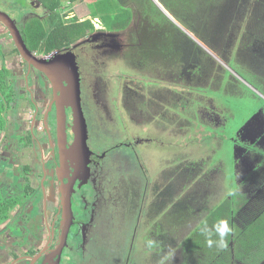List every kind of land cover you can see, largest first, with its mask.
Segmentation results:
<instances>
[{
  "label": "rangeland",
  "instance_id": "obj_1",
  "mask_svg": "<svg viewBox=\"0 0 264 264\" xmlns=\"http://www.w3.org/2000/svg\"><path fill=\"white\" fill-rule=\"evenodd\" d=\"M94 1L79 0L72 7L73 12L67 13L64 10L62 13L63 15L66 14V20H70L75 15L79 17L80 21L89 19L91 15L87 4H93ZM256 1L241 0L237 3L235 0L231 2L233 8L230 10L232 11L228 15H223V17L222 15L219 16V24L213 29L211 28L213 34L215 33L213 37L215 42L212 41L213 43L208 44L203 41L219 58L222 57L221 59L223 60V56L227 57V59L225 58L226 60H223L227 66L205 49L212 56L210 61L213 69L210 67L208 71L205 70V72L207 71L204 75L206 77L201 79L202 82L200 84H205L203 86L205 88L195 87L193 88L194 90H191L198 94L202 93L209 98L208 100L202 95H196L203 98L199 104H197L196 100L192 101L187 89V86L193 83L191 79L187 81L185 78L183 80L181 78L177 79V82H173L175 80H171V77L156 76L153 73L132 69L120 56L123 49L128 45L127 34L125 32L114 33L102 29L99 18H93L97 28L94 33L77 39L70 47L61 48L63 51L71 49L78 55L81 75L83 74L81 86L82 105L87 122V130L91 133L94 140V147H101L99 151H102V147L106 148L108 145L120 143L124 140L148 139L146 143L135 144L137 145V152L142 154L138 160L134 159L133 152L129 154L124 149L120 150L128 158L124 161L120 160L119 166L116 167L120 177L117 183V190L120 191L118 192V198L116 199L114 196L112 202L114 207L112 210L113 216L125 214L123 217H133L130 213L133 210L132 206L138 205L132 196L135 194V189L133 182L129 180L130 174H132L131 169H134L137 174L135 180L138 186L136 185L135 187L139 188L138 192L143 191L145 184L148 188L147 191L150 190L149 203L154 193L159 191L162 177L167 176L168 167H170L169 170L172 172L170 174L173 181L177 175L178 168L179 174L185 178L194 177L196 182L193 190L199 185L202 187L207 186L205 187L206 189L203 188L201 190L213 193L207 196L209 199L204 200L198 199L194 195L192 196V191H189L184 200L183 206L185 208L200 207L207 201H219V199L229 197L237 191L235 180L237 178V183L240 185L239 182H241L242 178L239 176L238 182L235 171L237 168L235 140L239 138L241 130L246 128L253 119H259L264 116V40L252 42L251 39V43L244 41L245 31L248 28V21L252 12L251 6H255L257 4ZM13 7L14 9H12ZM22 7H25V9ZM218 7V9H215L216 12H219V10L223 11L227 4L222 5L221 8L220 6ZM0 10L16 19L18 18L17 20L21 24L33 17L45 18L49 15L45 5L38 0H0ZM58 14L63 16L61 13ZM195 36L199 38L196 34ZM104 43L109 45L102 46ZM0 44L3 45L6 53L14 49L12 40L2 25H0ZM196 51L197 49H193L192 52L195 53ZM21 61L22 58L20 57L13 59V57L9 56L7 58L8 66L16 68L20 72L22 86L27 91V80L24 78L26 66ZM214 64L219 67H214ZM187 65V59L185 58L181 73H186L185 67ZM216 68H218L216 70L218 71L217 73L215 71ZM225 71L231 73V75H226ZM210 73L215 74L216 77L223 76L224 85L222 86L227 85L226 89L229 88L230 85L227 83L231 80L236 81L237 79L236 86L230 87V92L225 87L217 88L221 86L217 84L218 82L214 85L212 84L214 81L207 76ZM245 73L256 76V81L251 80ZM36 74L37 72H34L33 80H29L31 83L30 89L35 94V99L43 106L42 92L36 81ZM189 75H187L188 79L190 78ZM197 77L192 78L195 80L194 83H198L196 80L199 77ZM174 84H177V86ZM168 89H177L175 93L179 91L184 94L178 96L167 94ZM131 92L132 96L129 99L128 95ZM237 92V95H233ZM47 93L50 95L49 91ZM18 100L21 101L19 98L15 101ZM27 104L29 106L26 104L21 106V120L23 119V122H20L23 130L31 126L30 116L32 117L35 112V109L29 103ZM145 104H148L149 110L145 113V116L140 117L139 112L144 109L138 110V108ZM197 108L201 110L200 116L195 115ZM45 109L46 106L42 108L43 111ZM204 111L205 114L203 113ZM208 117L213 120V123L205 121ZM37 133L41 136L39 131ZM4 134V132L0 133L1 152L7 141L10 140V133H7V139H3ZM107 140L114 142H107ZM138 144L141 145L138 146ZM25 152L27 153L24 154V162H29L30 160L33 162V152L31 150H26ZM197 163L203 167L200 168L199 173L195 171ZM189 184L185 182L183 186L187 187ZM108 186L105 193L110 196L113 189ZM129 187L134 189L133 194H131L133 189H129ZM170 187H174L175 196V183L168 185L162 191L166 192L170 190ZM247 188L241 189L245 192ZM16 196L20 202L24 201L23 196ZM169 196L168 194L166 198ZM202 196H206V193ZM156 203L158 202L156 201ZM183 220L186 222V219ZM12 226L13 230H20L18 221H14ZM136 226L138 227L137 221L134 228ZM127 227L128 225L124 224L121 219L119 230L107 236L108 238L113 237L115 240H113V243H108L110 248H107V246L103 247V243L109 241L103 240V242H100L96 240L98 243L94 254L101 253L100 251L102 253L101 255L89 257L87 263L138 264L135 259L131 261L132 257H129L130 244L134 241V228L130 234V243L123 241L127 238L129 239V229ZM33 231H24L22 234L30 233L36 237V229ZM140 233L138 232V234ZM181 236H183L182 233ZM104 237L102 236V238ZM169 238L167 236L165 240L169 241ZM147 242H149V239ZM166 245L172 246V242H167ZM166 245H164V242H161V245L153 244L154 249L157 246L161 248L160 253L157 254L160 261L167 258ZM176 248L172 246L171 252ZM172 254L176 256L174 260L180 261L179 251H175ZM139 264H143L142 259ZM164 264H168V262Z\"/></svg>",
  "mask_w": 264,
  "mask_h": 264
},
{
  "label": "flooded vegetation",
  "instance_id": "obj_2",
  "mask_svg": "<svg viewBox=\"0 0 264 264\" xmlns=\"http://www.w3.org/2000/svg\"><path fill=\"white\" fill-rule=\"evenodd\" d=\"M12 18L21 31L24 24H21L17 20L18 18ZM0 25L9 34L14 49L17 48L7 27L1 21ZM107 45L109 44L104 43L102 46ZM68 50L71 49H66L65 51L58 49L56 52L61 54ZM56 52L42 55L34 54L40 58L55 60ZM73 52L75 53V51ZM75 55L81 74L78 55L76 53ZM11 57L13 59L22 58L21 62L26 66V69H24L26 73L24 78L27 80L26 90L33 102L31 104L26 102L25 104L28 105L27 103H29L35 109V112L32 117L30 116L31 126L23 130L21 126V122H23V119L21 120V106L18 109L15 121L10 128V133H15L16 136H12L11 134L10 140L5 144L3 151L1 152L0 150V191L2 188H6L8 183L17 181L12 176L18 170L17 164L21 163V165L32 166L29 177L31 178V185L35 188V193L29 196V198H25L21 202L22 204L17 199L18 202L13 207L9 216L0 224V264H88L89 257L101 255L102 253L100 251L101 253L94 254L96 252V244L98 243L96 240L100 242H103V240L109 241L104 242L103 247L107 246V248H110L108 243H113L115 240L113 237L108 238L107 236L119 230L121 219L124 224L128 225L129 239L123 240L127 242L131 238L130 234L136 221L138 223V227L136 226L133 230L134 241L130 244L129 257H132L131 261L136 258L139 249L140 255H149L150 249L147 240L150 238V226L145 229L144 225L149 222L147 217L150 216V212L148 213L150 208V190L147 191L148 188L145 184L143 191L138 192L139 188L135 187L137 185L135 180L137 174L134 172V169L130 170L132 174L129 177L135 189V194L132 196L135 203H138V205L132 206L133 210L130 213L133 217H123L125 214L113 216L112 211L114 208L112 203L114 196L117 199L118 192L120 191L117 190V183L120 177L118 176L116 167L119 166L120 160L124 161L128 158L120 150L124 149L129 154L133 152L134 159L138 160L142 154L137 152V145L135 144L146 143L148 139L124 140L120 143L108 145L106 148L102 147V151H99L101 147H94V140L91 133L87 130V142L82 145V148H79L75 143L76 136L73 126L72 108L66 105V144L70 152L67 155V166L63 167L62 157L64 152H61L58 139V116L56 102L54 101L55 91L53 83L45 73L35 67H30L20 53L11 55ZM34 72H37L36 81L42 92L43 106L35 99V94L30 89L31 83L29 80H33ZM18 74H20L19 71ZM82 81L83 77L81 84ZM230 82L227 84L229 85ZM61 85L63 87L67 86L65 80L61 79ZM261 86L263 85L261 84ZM48 91L50 95H48ZM131 96L132 92L129 93L128 98L131 99ZM46 100L48 101L46 102ZM45 106L46 109L43 111L42 108ZM143 106H146V108ZM143 106L138 108V110L144 109L139 112L140 117L145 116V113L149 110L148 104ZM38 131L41 136L38 135ZM1 132L5 133L3 139H7V132ZM29 134L32 145L23 147L18 152V140L20 137ZM257 134H260V137L255 141ZM107 142L113 143L114 141L107 140ZM263 144L264 116L250 122L246 128L241 130L239 138L235 140L234 145L237 150L236 173L238 174V182L239 176H241L242 180L249 181L247 184L242 183L245 187L258 185L257 179L262 178L264 167L259 164L262 158H264V153H262L264 151L262 148ZM140 145L138 144V146ZM26 150L33 152V162L31 160L24 162L23 158L25 157L24 154L27 153L25 152ZM15 153L19 154L15 156ZM108 183L111 189H113L110 196L105 193ZM63 186L66 189L65 191L67 189L69 191L64 192ZM15 187V185L10 186L11 190H14ZM134 189L131 191V194H133ZM68 192L72 207L71 227L68 235L63 238L65 222L64 197ZM11 193L13 196L18 195L21 197L17 189ZM14 221H18L20 230H13V226L11 227V225ZM34 229H36V237L30 233L22 234L24 231L34 232ZM138 232L141 233L138 234ZM138 235L139 237H137ZM102 236L105 237L102 238ZM140 242L142 243L141 245H139Z\"/></svg>",
  "mask_w": 264,
  "mask_h": 264
},
{
  "label": "trees",
  "instance_id": "obj_3",
  "mask_svg": "<svg viewBox=\"0 0 264 264\" xmlns=\"http://www.w3.org/2000/svg\"><path fill=\"white\" fill-rule=\"evenodd\" d=\"M38 1L45 5L49 15L45 18L33 17L26 21L21 29L23 39L33 53L39 55L50 54L65 46L70 47L77 39L94 33L97 28L93 22V18H99L102 29L109 32H125L127 34L128 45L123 49L120 56L123 57L132 69L153 73L156 76L171 77V80H175L173 82H177V79L181 78L182 80L185 78L187 81L191 79L193 83L187 86V89L192 101L196 100L197 104H199L203 98L196 95L206 97L202 93L198 94L191 90H194L193 88L195 87L205 88L203 87L205 84L202 85L200 82H202L201 79L206 77L204 75L208 69L210 67L213 69L210 61L212 56L182 30L154 0H95L93 4H87L91 18L83 21H80L76 15L70 20H66V14L63 15L62 13L64 10L67 13L73 12L72 7L79 0ZM158 1L185 27L195 33L201 41L211 44L214 41L213 37L215 34L211 31V28L213 29L219 24V16L222 15L223 17V15H228L232 11L230 10L233 8L231 2L235 0ZM239 1L241 0H236L237 3ZM256 2L255 6H251L252 12L248 21V28L245 31V42L251 43V39L252 42L264 40V0H257ZM259 2L261 3L259 4ZM226 4L227 7L223 11H215V9L219 8L218 6L221 8L222 5ZM22 8L25 9V7ZM58 13H61L63 16H60ZM193 49H197V51L194 53L192 52ZM15 54H19L17 48L6 53L3 45L0 44V131L7 133H10V128L15 121L19 107L23 106L26 102L30 104L33 102L32 98H29L30 94L22 86L21 76L18 74V71L8 66L7 58ZM223 57L227 59L226 56ZM185 58L188 65L185 67L186 73L183 74L181 70ZM207 62L208 64H206ZM215 66L216 64H214ZM205 70L207 71L205 72ZM224 73L231 75L227 71ZM187 75L190 76L189 79ZM245 75L253 81L256 80V76L254 75ZM195 76L199 77L196 80L198 83H194L193 77ZM207 76L210 79L212 78V81H214L213 85L218 82L217 84L221 87L217 88L225 87L226 89L227 85L222 86L224 85L223 76L216 77L215 74L211 73L210 75L207 74ZM231 82L229 83V88L226 89L229 92L231 91L230 87L236 86L237 79L236 81L231 80ZM174 85L177 86V84ZM176 90L169 89L167 94L176 96L177 94H184L179 91L175 93ZM237 94L238 92L233 95ZM18 98L21 101H15ZM206 98L209 100L208 97ZM143 107L146 108V106ZM200 111L197 108L195 115L200 116ZM203 113L205 114V111ZM205 121L213 123V120L209 117ZM12 136H16V134L13 133ZM29 137H31L30 134L20 137L17 147L18 152L19 149L32 145V140ZM18 154L15 153V156ZM17 166L18 170L12 176L17 181L8 183V188H2L0 191V224L5 221L18 202V197L16 195L13 196L12 191H16L17 189L20 196H23L24 199L29 198V196L35 193V188L31 185V178L29 177L32 166L21 165V163L17 164ZM196 167L195 171L198 173L201 170L200 168H203L199 163H197ZM235 171L237 172V170ZM236 176L238 177L237 173ZM248 182V180H245L243 184H247ZM235 184L237 185L235 194L221 198L219 201H207L203 206L199 207V210L194 209L193 213L190 207L185 208L183 206L185 199L178 203L179 207H182L184 211L186 224L193 220L191 221L193 227L186 231L182 240L184 251L182 264H235V261H244L246 258L255 262L257 256L252 254L254 249L257 246H261L259 248L264 249V244L261 245L260 242H256L255 240L256 226L253 225L255 224L254 221H252L253 224L248 229H245L247 231H244L238 224V220L244 214L245 207L251 202V198L254 195L251 196L248 192H242L240 185L237 183V178ZM14 185L16 187L14 190H11L10 186ZM252 187L255 188V186ZM169 189L161 195L162 200L159 206L163 207L173 199L175 193L172 188ZM168 194L170 196L166 198ZM207 199L205 198L204 200ZM3 200L4 202H2ZM220 220H226L232 229L227 236V247L222 250L215 246L209 247L206 237L201 232L204 224L211 227ZM152 232H154V236H157L156 241L154 239L151 240V242H154L151 243L152 245L158 244L161 241L164 242L165 237H169V232L164 226L158 225L156 229H152ZM213 238L216 239L217 237L213 236ZM168 264L176 263L169 262Z\"/></svg>",
  "mask_w": 264,
  "mask_h": 264
},
{
  "label": "crops",
  "instance_id": "obj_4",
  "mask_svg": "<svg viewBox=\"0 0 264 264\" xmlns=\"http://www.w3.org/2000/svg\"><path fill=\"white\" fill-rule=\"evenodd\" d=\"M169 90V89H168ZM264 111V110H263ZM254 120V119H253ZM252 120V122H253ZM149 126V125H148ZM261 131V130H260ZM259 131V132H260ZM260 137V134H257L255 136V141H257ZM264 149V144L263 147ZM264 156V155H263ZM264 158H262L261 162L259 165H261L262 167H264ZM176 164L178 166V162L176 161ZM175 164V165H176ZM181 164V163H179ZM174 165V166H175ZM182 166V164H181ZM170 167H168V173L167 176H163L162 180H161V186L159 191H156L154 193V195L150 198V208H149V212H150V216H148L147 218L149 219V222L146 223V225H144V228L146 229V227L150 226L149 232H150V238L149 241H151L152 239H154V241L157 240V236L153 237V232L152 229H156V226L160 225V226H164L165 229L169 232V241H164V245H166L167 242H172V246L177 247L173 252L175 253V251H179V257H181L180 261L174 260L176 256H174L175 254H172L173 252H171V247L172 246H168L167 247V258L163 261L159 260V254L161 251L160 247H155V249L153 248L152 244H149V249H150V254H144V255H140L139 251L137 253V256L135 258V262L136 263H140L141 259L143 261V264H164V263H176V264H182L183 260H184V251H183V245H182V240L184 238V232L188 231L189 229H191L193 227L192 222L193 220H191L189 223L186 224V222H184V211L182 209V207H179L178 203L185 199V197L187 196L189 191H192V196L194 195V197H197L198 199H207L208 195H212V192H206L204 190H201L207 186L201 187L200 185L197 186L194 190V183L196 181H194V177L189 178H185L184 176L179 174L178 168H177V175L174 178V181L172 180L171 177V170H169ZM223 181V180H222ZM185 182L190 183L187 187H184L183 185L185 184ZM225 182V179H224ZM257 184L255 185V188L253 187H248L246 189L245 192H248L249 195H254L251 199V202H249V204L245 207V211L244 214L241 215L240 220H238V224L241 226L242 229H244V231H247L245 229H248L249 226H251L253 223L252 221L255 222L256 226V234H255V240L256 242H260L261 245L264 244V170H263V175L262 178H258L257 179ZM175 183L176 184V195L173 197V199L171 200V202L167 203L166 205H164L163 207H161V205L159 206V204L161 203L162 200V194L165 191L164 190L168 185ZM240 189L241 188H245V186L242 184L244 183V180H242V182H240ZM174 190V187H170ZM206 189V188H205ZM242 192L243 189H242ZM204 193H206V196H202ZM156 201L158 203H156ZM157 205V207H156ZM191 212L193 213L194 209L199 210V206H197L196 208H190ZM187 210V209H186ZM158 216V217H157ZM148 232V231H147ZM181 233L183 234V236H181ZM158 238H160L158 236ZM162 242V241H161ZM161 242H158V244L161 245ZM142 243L140 242L139 245H141ZM261 247V246H259ZM258 246L254 249V252H252V254H254L255 256H257V259H255V262L252 260H248V258H246L244 261L238 260L235 261V264H264V249L259 248ZM164 251V250H163ZM170 253V254H168ZM165 254V255H166ZM155 255V256H154ZM257 261V262H256Z\"/></svg>",
  "mask_w": 264,
  "mask_h": 264
},
{
  "label": "water",
  "instance_id": "obj_5",
  "mask_svg": "<svg viewBox=\"0 0 264 264\" xmlns=\"http://www.w3.org/2000/svg\"><path fill=\"white\" fill-rule=\"evenodd\" d=\"M157 5L182 29L184 30L194 41L206 49L210 54L215 56L222 63L224 62L219 58L214 51H212L203 41L195 36V34L185 27L179 20H177L170 11H168L158 0H154ZM0 21L9 30L17 49L21 56L28 62L30 67L42 71L52 81L55 91L54 101L56 102V110L58 116V136L60 149L63 154L62 165L67 166V155L70 150L67 149V131H66V111L65 106L68 105L72 108L74 118V132L75 143L82 148L83 144L87 142V122L82 105V76L79 72V66L76 61V55L72 50H68L64 53L56 52L55 60H48L47 58L37 57L27 46L23 39V35L18 28L15 20L12 16L2 10H0ZM58 53V54H57ZM224 65L227 66V64ZM61 79L65 80L66 85H61ZM76 145V147H77ZM62 167V168H63ZM63 186V191H65ZM71 198L69 192L64 197V234L63 238L68 235L71 227Z\"/></svg>",
  "mask_w": 264,
  "mask_h": 264
},
{
  "label": "clouds",
  "instance_id": "obj_6",
  "mask_svg": "<svg viewBox=\"0 0 264 264\" xmlns=\"http://www.w3.org/2000/svg\"><path fill=\"white\" fill-rule=\"evenodd\" d=\"M231 231V226L226 220H220L211 227L204 224L201 228L202 234L206 237L207 245L209 247L215 246L221 250L227 247V236ZM213 236L217 238L214 239ZM149 244H151V241H149Z\"/></svg>",
  "mask_w": 264,
  "mask_h": 264
}]
</instances>
